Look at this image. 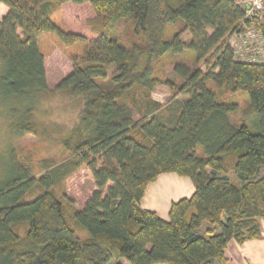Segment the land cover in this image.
Wrapping results in <instances>:
<instances>
[{"label":"trees","instance_id":"16d2710c","mask_svg":"<svg viewBox=\"0 0 264 264\" xmlns=\"http://www.w3.org/2000/svg\"><path fill=\"white\" fill-rule=\"evenodd\" d=\"M1 4L8 12L0 21V102L18 117L15 135H47L37 120L50 93L40 37L86 47L55 90L77 103L73 126L56 128L71 158L45 162L36 176L14 154L0 183V264H228L231 241L261 237L264 64L234 57L229 40L243 31L245 19L235 0ZM56 12L65 30L53 20ZM122 23L135 37L128 46L120 39ZM188 53L194 62L174 60L162 68L183 84L161 80V61ZM159 85L187 97L168 118L151 96ZM238 92L247 94L249 108L236 120L238 105L222 96ZM83 167L97 190L82 210H69L52 188ZM164 174L188 178L195 189L172 204L168 221L140 207L149 185Z\"/></svg>","mask_w":264,"mask_h":264},{"label":"rangeland","instance_id":"374dc122","mask_svg":"<svg viewBox=\"0 0 264 264\" xmlns=\"http://www.w3.org/2000/svg\"><path fill=\"white\" fill-rule=\"evenodd\" d=\"M236 4H243L240 0H236ZM8 8L0 5V21L7 14ZM53 20L59 25L62 30L66 29L65 23L62 19L61 13L56 12ZM181 27H176L175 30ZM174 30V31H175ZM174 31H171L174 33ZM120 39L125 45H129L130 41L134 40L132 29L126 23H122L119 29ZM172 39V38H168ZM191 37L186 33L183 41L189 43ZM41 51L45 56V68L47 73L48 87L50 93L45 97L41 104V111L37 114L38 122L47 128L46 136H33L19 137L14 133V126L18 122V117L11 114V105H3L0 102V183L5 181L11 172L12 157L15 154L17 160L23 164L33 168V173L38 176L44 173L43 166L46 164H64L71 158L70 153L64 151L62 145V136L58 134L56 128L59 126L61 129L72 127L77 119L76 100L70 97L59 94L55 90L58 85L72 73V62L74 57H81L84 53L86 45L78 43L71 47L63 46L55 35L45 34L39 39ZM238 42H236V45ZM177 60H190L194 62V55L191 53L185 54L180 57L168 55L164 58L158 70V76L161 80L170 79L176 84L182 85L183 81L176 76L163 72L164 64ZM2 62L0 60V76L2 74ZM203 72H208V66L204 62L200 64ZM208 86L212 90L217 91L213 83ZM152 99L163 104L164 108L162 114L164 118L175 115L181 108L182 104L187 100L184 94L172 92L165 85H159L154 88L152 92ZM222 99L236 103L239 112L235 116L237 120L241 116V112L249 108V100L246 93H225ZM56 126V127H55ZM231 180L234 178L230 176ZM53 192L60 198L69 210L79 209L82 210L86 203L91 199L93 193L97 190L91 173L87 167L74 172L66 177L62 182L57 183L53 188ZM29 195L27 200L30 201L34 198ZM18 231L23 236L24 227H19ZM112 264V263H111Z\"/></svg>","mask_w":264,"mask_h":264},{"label":"crops","instance_id":"0c3cea01","mask_svg":"<svg viewBox=\"0 0 264 264\" xmlns=\"http://www.w3.org/2000/svg\"><path fill=\"white\" fill-rule=\"evenodd\" d=\"M194 192L190 179L176 174H164L149 185L140 207L155 212L162 220L168 221L172 204L191 198ZM226 257L228 264H264V223L261 222L260 238L243 244L231 241L226 250Z\"/></svg>","mask_w":264,"mask_h":264},{"label":"built area","instance_id":"2783aa9c","mask_svg":"<svg viewBox=\"0 0 264 264\" xmlns=\"http://www.w3.org/2000/svg\"><path fill=\"white\" fill-rule=\"evenodd\" d=\"M240 1L243 4L238 3V6L245 12V19L241 24L243 31L234 33L229 45L237 61L264 64V29L260 28L264 27V0ZM247 20L250 21L249 26L246 25Z\"/></svg>","mask_w":264,"mask_h":264}]
</instances>
